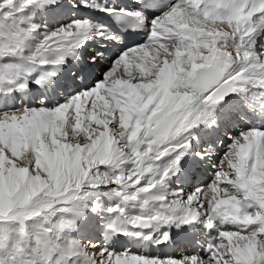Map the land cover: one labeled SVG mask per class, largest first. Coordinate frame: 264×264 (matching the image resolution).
<instances>
[{
	"label": "snow or ice",
	"instance_id": "6c2138e0",
	"mask_svg": "<svg viewBox=\"0 0 264 264\" xmlns=\"http://www.w3.org/2000/svg\"><path fill=\"white\" fill-rule=\"evenodd\" d=\"M0 264H264V0H0Z\"/></svg>",
	"mask_w": 264,
	"mask_h": 264
}]
</instances>
